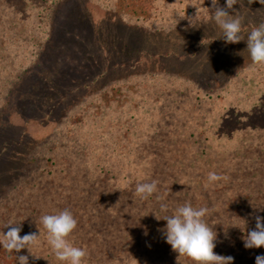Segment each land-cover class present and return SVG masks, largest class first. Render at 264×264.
<instances>
[{"label": "rangeland", "instance_id": "rangeland-1", "mask_svg": "<svg viewBox=\"0 0 264 264\" xmlns=\"http://www.w3.org/2000/svg\"><path fill=\"white\" fill-rule=\"evenodd\" d=\"M189 4H195L198 10ZM218 6L225 7L226 0H218ZM126 10H129L126 0H116L112 8H104L95 0L60 2L48 28V38L28 47L26 61L16 66L15 73L6 80L9 86L4 89L7 94L0 112V231L6 234L7 224L21 223V237L33 232L41 236L39 245L32 249V254L39 258L25 248L19 253H3L0 264H19L18 257L25 255L28 264H61L37 224L45 214L38 212L39 208L51 203L50 194L54 189L64 188L70 175L67 170L60 171L57 161L65 157L64 153L42 152L41 148L49 140L60 142L61 137L69 136L61 133L67 124L72 122L74 127H80L78 142L82 147L84 143L93 145L99 141L94 124L102 127L111 122L116 127L118 119L122 125L116 130L124 138L143 140L152 124L160 119L149 114L150 119L144 121L143 116L151 108L159 117L158 91H185L183 88L189 84L188 91H198L201 86L206 95L227 91L229 99L216 104L226 106L223 113L228 110L232 115L228 128L239 124L240 138L251 135L247 127L255 123L256 109L264 102V67L252 64L247 35L264 23V5L258 0L252 4L238 0L229 10L230 17L241 19L244 39L236 44L225 43L221 29L212 19L211 0H170L160 7L158 14L148 13L136 19L126 20L122 16ZM2 48L0 45V51L4 52ZM21 49L25 52V46ZM233 91L239 92L234 95ZM79 107L87 108L90 114H84ZM179 109H185L182 100L177 104ZM205 111H210L209 105ZM167 116L171 118L173 114ZM179 118L176 124L184 134V126L191 125L190 119L183 110ZM74 127L72 130H76ZM203 134L201 128H195L191 138L206 142L199 157L209 158V140L204 141ZM114 147H106L98 155L121 156L119 146L116 151ZM218 171L215 173L221 176ZM256 173L254 169L244 175H233L237 182L219 188L216 197L200 187L204 183L194 179L192 187L181 186L167 193L172 199L171 204L163 202L167 211L159 206L153 208L157 202H150V213L156 212L151 214L153 218L147 213L142 220L144 224L127 221L121 229L113 225L116 219L113 223L107 219L112 227L102 223L95 232L85 230L84 215L78 210L85 199L77 194L71 197L67 193L57 209L46 215L69 210L77 225L67 239L82 249L86 248V241L91 242L92 254L99 248L98 239L115 243L121 234L125 243L129 235L133 236L130 243L140 244L141 238L147 241L144 246H136L143 258L133 259V264H184L186 260L194 264L186 257L177 261L178 254L158 231L166 226L164 216L173 215L177 207L190 203L194 208L208 209L204 219L217 235L216 254L233 257V264H254L256 256L264 255V247L245 249L242 237L255 228L256 216L264 218V177L259 174L257 181ZM183 175L185 172L180 171L179 176ZM204 179L208 181V177ZM109 183L105 182V186ZM98 186L94 190L101 191ZM111 186L102 190L108 191ZM41 192L47 198H36ZM157 214H161L160 220L156 219Z\"/></svg>", "mask_w": 264, "mask_h": 264}, {"label": "trees", "instance_id": "trees-1", "mask_svg": "<svg viewBox=\"0 0 264 264\" xmlns=\"http://www.w3.org/2000/svg\"><path fill=\"white\" fill-rule=\"evenodd\" d=\"M63 1L0 0V45H3L2 49L4 51H0V112L7 94L4 89L6 85L9 86L6 81L7 78L15 73L16 66L26 61L28 47L30 48L32 44L42 38H44L43 40L48 38L46 34L53 19V14L60 2ZM95 1L104 8H112L116 2V0ZM169 1L126 0V7L129 10H126L122 16L127 20L129 18L136 19L148 13L156 15L160 11V7ZM44 35L45 37H42ZM24 46L25 52L21 49ZM188 85L186 84L183 88L185 91H158L157 104L159 108L156 109V112L159 117L155 115L154 110L151 108L143 113L144 121L149 118V114H154L157 119L160 118L159 121L152 124L151 131L143 139L147 142L140 140L141 138L134 140L124 138L116 130L122 125L121 119H118L116 127L111 122L109 126L102 127L99 124H94L99 141H94L93 145L84 143L82 147L81 143L78 142L80 127H74L75 125L72 122L73 125H69L71 123L67 124V128L64 131L61 130V133L64 132L69 136L61 137L62 141L60 142L47 141V144L43 145L41 150L42 152L48 150L53 154L64 153L65 157L59 158L57 161H59L60 171L67 170L70 175L66 178L64 188L54 189L50 194L52 200L48 204L49 207H40L38 212H44V215H46L49 210L55 211L58 207L57 204L61 202V199H64L67 193L71 197L77 194L85 199V204L78 208L82 216L84 215L85 230L95 232L96 228H100L102 223L112 227L108 222L113 223L114 219L117 220V223L114 222L113 225L121 229L127 221L130 223L138 220L137 223H139L148 215L153 218L151 214L156 212L150 213V202H157L152 203L155 205L153 208L160 207L163 202L171 204L172 199L167 193L176 191L181 186H193L194 179L204 183V186L200 184V187H204L213 194V197H216L220 191L219 188L237 182L238 179L233 178V175H244L245 172L257 169L254 179L258 181L259 174L264 177V102L259 104L256 109L255 123H251L247 127L251 131V135L240 138L237 132L241 129L239 124L228 128V125L231 124L229 121L232 115L228 114V110L223 113L226 106L221 107L216 104L221 103V100L227 101V98L229 99L230 96L227 97V91L223 93L209 92L206 95L205 90L200 89L201 86L197 89L198 91H188ZM210 91L213 90L210 89ZM238 92L233 91V94L236 95ZM171 100L172 102H170ZM181 100L183 106H185V109H182L183 113L189 117L191 123V125L184 126V134L181 133L182 129H179L180 125L176 124V120H180L179 116L182 114V110H177V104ZM189 102L193 103L189 104ZM170 104H172V107H168ZM208 105L211 112L205 111ZM80 109L86 115L91 112L85 107ZM219 113L221 115L216 118ZM167 114H173V116L168 118ZM109 120L112 121L111 116ZM198 122H201V124ZM85 125L88 126V124ZM72 127L76 130H72ZM195 128H201V131L205 133L203 134L204 141L209 140V158L199 157L205 151L206 142L200 143V140L197 141L196 138H191ZM229 131L231 136L227 137ZM207 132H209V136ZM103 136L105 138H102ZM117 145L120 148L121 156L98 155L101 151L106 150V147L111 149L114 147L116 151ZM110 158L112 159L110 160ZM108 159L110 162L107 161ZM133 167L134 169H132ZM55 169L57 170L56 166ZM121 170L123 175H121ZM217 170L226 179L209 184L204 178H207L210 172L215 173ZM127 171L130 174L129 176H127ZM180 171L185 172V175L179 176ZM102 180V185L98 184ZM152 181L158 182L157 192L147 200H140L135 195L136 185ZM105 182H110L113 186L110 183L105 186ZM76 183H78L77 187ZM95 185H99L101 191L94 190ZM109 186H111L110 190H102V188H109ZM36 198H47V194L41 192ZM147 213L149 214L147 215ZM160 215L157 214L156 216L159 217ZM140 223L144 224L145 221ZM130 238H133V236L129 235L125 238L126 240L129 239L126 243L121 234L120 239L115 243L98 239L96 243L99 244V248L94 254H92L90 248L92 243L86 241L84 250L87 255L83 258L84 264H129V262L133 264V259L143 258V255L141 256L138 253L139 249L136 246L140 247V244L144 246L147 241L140 237L142 243L135 244L134 242L130 243ZM3 253L9 254L3 247H0V256ZM184 264L190 263L186 260Z\"/></svg>", "mask_w": 264, "mask_h": 264}, {"label": "clouds", "instance_id": "clouds-1", "mask_svg": "<svg viewBox=\"0 0 264 264\" xmlns=\"http://www.w3.org/2000/svg\"><path fill=\"white\" fill-rule=\"evenodd\" d=\"M237 2L238 0H226V6L219 7L218 0H211V8L214 9L212 19L221 29L225 43L236 44L244 39L241 35V19L238 16L233 18L229 15V10ZM254 2L255 0H248L249 4ZM258 2L264 5V0H258ZM189 5L197 8L195 4ZM247 50L252 64L264 67V23L253 28L247 35ZM222 179H226V177L219 176L214 172L208 174L209 184ZM157 186V181L138 183L135 195L140 200H147L157 192ZM160 207L162 211H167L166 204L161 203ZM207 214V208H194L190 203H185L177 207L173 215L163 217L166 220V226L158 231L166 237V243L171 246L172 251L178 254L177 261L180 257H186L194 261V264H233V257L214 252L217 235L204 219ZM156 219L160 220L161 218L156 216ZM255 219V228L247 231L242 237L245 249L264 247V222H262L264 218L256 216ZM76 225V219L67 209L58 214L43 215L39 225L37 224L39 229L42 227L44 230L46 242L61 264H84L83 258L87 255L86 251L73 246L67 239ZM5 227L8 228V231L6 234L0 231V247L10 253H19L22 249L27 248L29 254L33 255L32 249L39 245L41 234L37 235L33 232L21 237V223L19 225L9 223ZM34 258L39 257L34 256ZM18 261L19 264H28V256H19ZM255 264H264V255L256 256Z\"/></svg>", "mask_w": 264, "mask_h": 264}]
</instances>
